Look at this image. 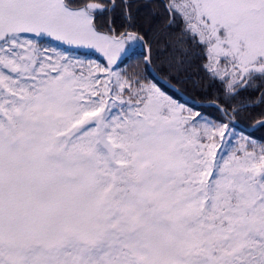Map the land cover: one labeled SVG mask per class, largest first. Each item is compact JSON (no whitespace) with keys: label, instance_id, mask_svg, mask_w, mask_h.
<instances>
[{"label":"snow or ice","instance_id":"obj_1","mask_svg":"<svg viewBox=\"0 0 264 264\" xmlns=\"http://www.w3.org/2000/svg\"><path fill=\"white\" fill-rule=\"evenodd\" d=\"M133 7L0 0V264H264V144L232 105L264 86V0H164L150 34L101 23L120 8L135 29ZM194 59L218 119L162 86H198Z\"/></svg>","mask_w":264,"mask_h":264},{"label":"trees","instance_id":"obj_2","mask_svg":"<svg viewBox=\"0 0 264 264\" xmlns=\"http://www.w3.org/2000/svg\"><path fill=\"white\" fill-rule=\"evenodd\" d=\"M163 3L164 0H135V7L132 9L135 29H132V27L125 20L123 10L120 8H117L111 16L106 15L102 17L101 23L107 25L111 22L117 33L125 30H139L142 33L150 34L152 31H155L157 27L161 26L167 17V13L163 10ZM152 54L153 57H156L158 54L155 45L153 46ZM143 55H145L144 49L140 48V50L137 51V56L142 57ZM201 63L202 60L194 59L185 73V75L190 77L191 81H195L198 86H194L192 82L183 85L176 84L175 81H172V83L188 97L194 100L213 102L216 101L217 98L222 100V86L218 82L211 83L208 81L205 73L200 70ZM125 64L134 66L136 64V59L125 60ZM156 68H159V63H157ZM169 93L173 94L170 91ZM173 96L177 97L174 94ZM177 99L181 102H185L179 97H177ZM252 104H254V106H250ZM232 105L238 109H242L239 112V116L236 121L246 127H250L257 121L264 119V86L253 87L248 90L241 91L235 100L232 101ZM243 105L249 106L241 108ZM192 107L205 111L211 118H219V113L215 110V108ZM236 129L239 130L238 128ZM246 135L250 138H254L258 143L264 144V128L259 127L255 132L251 134L246 133Z\"/></svg>","mask_w":264,"mask_h":264},{"label":"water","instance_id":"obj_3","mask_svg":"<svg viewBox=\"0 0 264 264\" xmlns=\"http://www.w3.org/2000/svg\"><path fill=\"white\" fill-rule=\"evenodd\" d=\"M145 53H146V49H145ZM163 86L165 87V88H167V89H169L170 91H172V92H174L176 95H178L182 100H185V101H187L188 103H190V104H192V105H194V106H197V107H207V106H210L211 104H212V102H199V101H194V100H192V99H190L188 96H186L184 93H182L180 90H179V92H175V91H173V89L171 88V87H168V85L167 84H163ZM175 86V85H174ZM176 87V86H175ZM177 88V87H176ZM178 89V88H177ZM247 105H244L242 108H244V107H246ZM259 121H261V120H259ZM235 123H236V126L239 128V129H241V130H243V131H245V132H247V133H252V132H254L258 127H260L259 126V124H258V121L254 124V125H252L251 127H244L243 125H241V124H239L238 122H236L235 121Z\"/></svg>","mask_w":264,"mask_h":264},{"label":"rangeland","instance_id":"obj_4","mask_svg":"<svg viewBox=\"0 0 264 264\" xmlns=\"http://www.w3.org/2000/svg\"><path fill=\"white\" fill-rule=\"evenodd\" d=\"M81 51H83L84 53L85 52H87L88 50H81ZM137 51H139V49H137ZM92 53H94L95 55H97L98 56V58H96V56L95 57H93L92 55H90L88 58L89 59H92V60H95V61H97L98 63H101V64H104V63H106V61L104 60V58L102 57V56H100V54L99 53H95V52H92ZM78 54H81L82 56H83V54L82 53H78ZM100 59V60H99ZM166 90V89H165ZM167 91V90H166ZM168 93H169V91H167ZM170 95H173V94H171V93H169ZM177 98V97H176ZM195 109V108H194ZM211 118V117H210ZM236 132L238 133V134H242V135H245V136H247L246 134H244V133H242V132H240V131H238L237 129H236ZM251 139H253V140H255L254 138H252L251 137ZM256 141V140H255ZM257 142V141H256ZM258 143V142H257Z\"/></svg>","mask_w":264,"mask_h":264}]
</instances>
